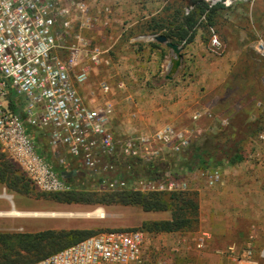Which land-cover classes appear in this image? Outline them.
Wrapping results in <instances>:
<instances>
[{
    "label": "built area",
    "instance_id": "1",
    "mask_svg": "<svg viewBox=\"0 0 264 264\" xmlns=\"http://www.w3.org/2000/svg\"><path fill=\"white\" fill-rule=\"evenodd\" d=\"M202 1L229 7L248 0ZM91 6L90 0H0L1 152L41 191L69 190V182L38 152L31 130L43 129L49 131L52 148L67 147L90 175L99 177L104 190H187V181L170 173L157 179L130 180L100 175L102 170L117 169L132 160L165 161L162 147L182 152L190 145L194 129L167 124L151 133L116 138L110 127L112 106L89 108L84 103L76 83L84 82L86 71L79 63L86 55L90 64L97 65L102 51L83 32L99 25L108 27L112 12L109 7L92 12ZM209 39L216 52L222 49L213 27ZM259 47L264 49V44L259 42ZM102 88L108 90L106 84ZM203 116L214 118L210 111H194L191 118L198 121ZM101 155L107 157L105 163ZM203 174L209 185L222 180L218 168ZM207 237L202 233L196 247L202 248ZM145 238L146 233L138 229L99 232L32 264H146L142 255ZM228 250L236 259L251 255L250 249L236 253L232 246Z\"/></svg>",
    "mask_w": 264,
    "mask_h": 264
},
{
    "label": "crops",
    "instance_id": "2",
    "mask_svg": "<svg viewBox=\"0 0 264 264\" xmlns=\"http://www.w3.org/2000/svg\"><path fill=\"white\" fill-rule=\"evenodd\" d=\"M169 1L90 0L92 12H98L103 7H109L112 12L107 20L108 27L99 25L91 32H83L84 37L97 45L102 53L97 65L90 64L88 57L83 55L79 68L86 71V79L76 84L80 96L89 108L106 104L112 106L110 127L116 138L135 133H151L167 124L176 128L185 127L184 117L189 113L192 116L194 111H210L214 114L212 119L203 116L199 120L207 118L212 122H224L229 120L230 116H221L232 110L238 111L245 105L246 90L236 88L240 81L242 83L241 69L246 60L243 54L244 44L240 39L242 33L238 23L226 22V14L232 9L230 7L218 13L221 22L214 26L218 30V25L226 23V38L230 45L227 51H223V45L222 49L216 52L210 44V39L205 47L199 30L190 43L194 44V48L189 52L192 58L188 61V56L184 55L177 75L172 80L165 79L168 60L165 69L158 71L166 45L150 35H165L162 32L152 34L147 30L148 25L153 24V18L158 19L160 16L172 19L171 16L181 2L185 5V13L187 9L192 8L189 5L190 0H172L173 3ZM160 75L163 82L157 83L155 80ZM137 79L139 83L134 86ZM102 84L108 86L107 91L102 88ZM194 130L201 132L202 129L195 126ZM31 133L37 143L38 152L51 163L54 170H74L75 175L68 179L74 181L81 160L73 157L63 145L54 150L49 142V131L32 129ZM220 171L222 180L207 186L199 193L200 225L205 222V233L208 234L205 247L211 259H216L210 264H244V260L234 258L228 249L233 246L236 253H242L245 239H251L254 247L259 245L260 241L259 247L264 249V148H258L248 158L243 155L240 162H225ZM0 187L2 198L5 197L2 192L6 193V189L2 185ZM203 207L204 217L201 215ZM10 208L29 212L25 208H17L13 203L11 206L6 203L1 209H5L2 212H8L11 211ZM22 216L23 219L32 218V215ZM20 219H12L7 231H20L15 227ZM56 228L72 229L54 225L49 229ZM202 233L204 232H200L198 236V233L189 234L190 240L187 233L179 232L148 234L146 239H163L166 260L160 264H173L171 259L180 254L185 240L188 238L187 243L190 244L184 247V250H191L192 243L195 245ZM144 248L143 258H149V253ZM172 251L175 253L172 254ZM185 253L189 258L192 257L190 252Z\"/></svg>",
    "mask_w": 264,
    "mask_h": 264
},
{
    "label": "rangeland",
    "instance_id": "3",
    "mask_svg": "<svg viewBox=\"0 0 264 264\" xmlns=\"http://www.w3.org/2000/svg\"><path fill=\"white\" fill-rule=\"evenodd\" d=\"M169 3H173L172 0H170ZM229 7L232 9L226 14V22L230 23V21H233L238 23V28L240 33H242V36L240 35V39H242V43L244 44L243 54L246 60L243 68L241 69L243 71L242 83H240V81L238 85L236 84V88L241 87L246 90L244 97L245 105H243V107L238 111L232 110L229 111V113H225L224 115L226 116H221V118L230 116V119L225 122H212L211 119L209 120L206 118L198 120V123H195L189 113L184 117L186 123H184L183 126H190L193 129H195V126H198L201 127V132L194 130L190 145L182 152L172 153L169 147L165 146L162 147L161 152L164 157L163 160L168 161V165L165 166L166 170H160L159 173H161V175L170 172L177 173L176 176L187 181L188 189L197 192L198 200L199 193H201L207 186L210 187V185L206 182L203 172L212 168H195L192 171H189L185 167V162L191 155L194 148H207L216 144L227 145L232 149H234L235 146H239L245 158H248L250 154L254 151H257L258 148H264V146H259L264 144V49L259 47V42L264 44V0H248L247 2L233 3ZM219 18L220 14L216 18L217 24L218 22H221V19L219 21ZM225 24L226 23L223 22L221 26L218 25V30L216 27L214 28L218 39L222 43V47L225 45L223 50L224 52L227 51L230 46L226 38L228 33ZM75 28L76 27H74V29ZM93 30H90V32ZM201 34L203 45L207 47L209 37L205 33L201 32ZM178 44L183 47V58L184 55H187L188 57H186V60L190 61L192 57L189 55V52H191L194 48V44ZM170 52L171 50L165 46L162 59L163 61L161 66H159L158 71L161 72V70L165 69V64L167 60L169 62L171 57ZM183 69L180 72L181 75L179 74L180 77H182ZM155 81L157 83H162V75L157 77ZM179 81H181L180 78ZM138 83L139 79L134 81V86H136ZM16 99L17 98H15L14 101H16ZM236 142L238 143L237 145L235 144ZM100 158L102 163H105L107 160V157L104 155H101ZM122 170L123 166L121 164L117 167V169L102 170L100 175L103 177H116L117 175L121 174ZM76 176L77 178H75V183H79V188L90 191L102 190V186L99 184V177L90 175L84 167H77ZM30 186V193L27 195L18 194L14 191L7 190L4 187L6 189V193H3V191L2 194H5L6 198H0V212L5 211V209L1 208H3L6 203H8L10 206L11 203H13L17 208H25L29 212H44L46 214L57 213L59 215L31 216V219H23L22 217L24 216L0 215V232H15L7 231V229L10 226L11 220L17 218L22 219H20L17 225H15V227L19 228L20 230L16 232H37L49 229L53 225L69 228L81 227L85 229H93L97 232L118 229L130 230L139 228L143 221L169 218V213L167 212H144L140 208L133 206H105L58 202L51 199L52 193L41 191L33 185ZM189 186L191 187L189 188ZM98 208H101L104 211L103 217L84 215V213L93 212ZM11 209L12 208L9 210ZM204 210L205 209L203 207L201 212L203 217L205 215ZM69 213H72V215H68ZM205 231V222L200 225L199 218V227L194 231L185 233L188 234L189 239H187L190 240L189 236L191 233H198L196 235L198 236L200 232ZM148 234L152 233H146V236ZM187 239L185 240L186 243H184V247H187L190 244L187 243ZM148 240L149 242H147ZM162 241L163 239L158 241L156 239H152V237H149V239L148 237L147 239L145 238L142 250L145 247V251L149 253V258L144 259L146 264H160V262L166 260V252L164 251ZM261 241H263V239H261ZM244 242L243 253L248 249L251 250V255L249 257L245 256V254L242 256V260L246 262L244 264H264V249L259 247L260 241H258L259 245L256 247L253 246L251 239H245ZM205 244L202 248H197L196 245H193L192 243L191 250H184L183 247L179 251L180 254L173 256L174 258L172 257L171 261L173 264H205L207 262L209 264L210 262L214 263L216 259L215 257L211 259V255L208 254ZM178 246L180 247L181 245ZM181 252L183 253L181 254ZM185 252H190L192 257L189 258V255ZM171 253L173 254L175 251H172Z\"/></svg>",
    "mask_w": 264,
    "mask_h": 264
},
{
    "label": "trees",
    "instance_id": "4",
    "mask_svg": "<svg viewBox=\"0 0 264 264\" xmlns=\"http://www.w3.org/2000/svg\"><path fill=\"white\" fill-rule=\"evenodd\" d=\"M189 5L192 8L188 13H185L183 8L185 5L181 2L171 16L172 19L163 16L158 19L153 18L154 22L148 25L147 30L152 34L162 32L172 42L186 45L193 41L199 30L209 37L210 27L214 28L217 24L218 13L227 8L222 4L209 6L202 0H190ZM12 105L15 108V105ZM242 159L243 154L239 146L232 149L227 145L216 144L207 148H194L185 162V167L189 171L208 167L219 169L225 162L233 164ZM166 165H168V161L146 163L132 160L123 166L121 174L116 177L130 180L143 175V177L157 179L162 176L159 173L160 170H166ZM170 174L177 179H182L176 176L177 173L170 172ZM65 180L71 185L70 189L52 193L51 199L64 203L133 206L144 212L169 213L167 219L143 221L139 228H135L145 233H185L199 227V200L198 194L194 190L142 192L127 187L112 191L104 189L90 191L79 188V183H75V180ZM0 185L7 190L24 195L29 194L31 189V184L24 174L1 150ZM105 231L116 230L99 232ZM99 232L85 228L0 232V264H32Z\"/></svg>",
    "mask_w": 264,
    "mask_h": 264
},
{
    "label": "water",
    "instance_id": "5",
    "mask_svg": "<svg viewBox=\"0 0 264 264\" xmlns=\"http://www.w3.org/2000/svg\"><path fill=\"white\" fill-rule=\"evenodd\" d=\"M150 36H152V38L156 39L157 41L164 43L171 50L170 52L171 57L167 64L165 79L172 80L175 77V75L178 73L182 65L183 47L179 45L178 43H172L163 35H158L155 37L154 35H150ZM60 174L62 177L68 180L71 176L75 175V171L74 170L73 171H61Z\"/></svg>",
    "mask_w": 264,
    "mask_h": 264
},
{
    "label": "bare ground",
    "instance_id": "6",
    "mask_svg": "<svg viewBox=\"0 0 264 264\" xmlns=\"http://www.w3.org/2000/svg\"><path fill=\"white\" fill-rule=\"evenodd\" d=\"M0 215H15V216H22V215H32V216L51 215V216H54V215H59V214H57V213L46 214L44 212H31V213L28 212L27 213V212L11 210V211H8V212H0ZM68 215H72V213H69ZM84 215L85 216H93L94 215V216H98V217H103L104 216V211L101 208H98V209L94 210L93 212L84 213Z\"/></svg>",
    "mask_w": 264,
    "mask_h": 264
}]
</instances>
